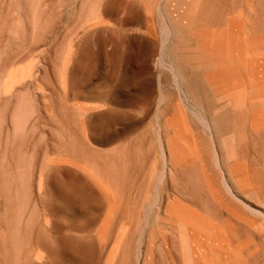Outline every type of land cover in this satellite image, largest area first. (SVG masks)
<instances>
[{
    "label": "rangeland",
    "instance_id": "1",
    "mask_svg": "<svg viewBox=\"0 0 264 264\" xmlns=\"http://www.w3.org/2000/svg\"><path fill=\"white\" fill-rule=\"evenodd\" d=\"M231 263L264 264V0H0V264Z\"/></svg>",
    "mask_w": 264,
    "mask_h": 264
},
{
    "label": "bare ground",
    "instance_id": "2",
    "mask_svg": "<svg viewBox=\"0 0 264 264\" xmlns=\"http://www.w3.org/2000/svg\"><path fill=\"white\" fill-rule=\"evenodd\" d=\"M228 37H229V36H228ZM196 39H197V38H196ZM226 39H227V38H226ZM229 42H230V41H229ZM226 43H227V42H226ZM202 44H203V43H202ZM227 44H228V43H227ZM202 46H203V45H202ZM202 46L200 45V47H202ZM200 47H199V50H200V52H201V50H202L203 48L200 49ZM203 47H206V46H203ZM206 48H207V47H206ZM233 48H234V47H233ZM204 49H205V48H204ZM204 49H203V50H204ZM210 49L213 50V52L215 51V53L217 52L216 54H218L220 57H221V56H222V57H223V56H226L225 54L230 53L229 49L227 50V46H226L224 43L220 46V49H218V50H215L214 48H210ZM211 50H210V51H211ZM197 51H198V50H197ZM206 52H208V51L206 50ZM203 53H204V52H203ZM215 53H214V54H215ZM197 54H199V56L201 55V53H199V51H198ZM209 54H210V53H209ZM211 54H212V53H211ZM216 54H215V55H216ZM189 55H190V54H189ZM189 55L187 54V56H189ZM192 55H195V54H192ZM212 55H213V54H212ZM215 55H213L212 57H214ZM195 56H197V55H195ZM204 56H206V55L204 54ZM216 56H217V55H216ZM216 56H215V57H216ZM227 56H228V54H227ZM227 56H226V57H227ZM189 57H190V56H189ZM189 57H187V58H189ZM191 57H192V56H191ZM201 57H203V56L201 55ZM201 57H200V59H201ZM206 57H208V56H206ZM210 57H211V55H210ZM228 57H229V56H228ZM231 57H232V56H231ZM204 58H205V57H204ZM189 59H191V58H189ZM192 59H194V58L192 57ZM192 59H191V60H192ZM202 59H203V58H202ZM202 59H201V60H202ZM215 59H216V58H215ZM217 59H218V57H217ZM223 59H224V58H223ZM223 59H222V60L219 59V60H221V61H225V60H223ZM227 59H228V58H227ZM197 60H198V59H197ZM205 60H208V61H209V58H206ZM205 60H203V61H205ZM210 60H211V59H210ZM212 60H214V58H213ZM219 60H216V61H219ZM237 62H238V60H237ZM204 63H205V62H204ZM208 64H209V63H208ZM227 65H228V64H227ZM234 65H235V64H234ZM230 66H231V64H230ZM220 67H221V66H220ZM227 67H229V66H227ZM231 67H232V66H231ZM233 67H234V66H233ZM234 68H235V67H234ZM221 69H222V68H221ZM225 69H226V68H225V66H224V70H225ZM228 69H230V67H229ZM228 69H227V70H228ZM235 69H236V70H233V69H232V70H233V71H239V70H238L239 68H235ZM227 70H226V71H227ZM244 71H245V70H244ZM214 72H215V71H214ZM216 72H217V73H218V72L221 73V72H225V71H222V70H218V71H217V70H216ZM227 72H228V71H227ZM227 72L223 75V77H222V74H220L221 77L219 76V79L223 78V79H224V82H225V83H224V82L222 81L221 83H224V84H226V83L235 84L236 82H238V81L241 79L240 76H241L242 74H241V75L239 74L240 71L237 72V73L239 74V75H238L239 78H238V77L236 78V75L234 76V74L232 73V71H231V72L229 71L228 73H227ZM212 73H213V72H212ZM212 73H211V74H212ZM217 73H216V74H217ZM213 74H214V73H213ZM213 74H212V75H213ZM216 74H215V75H216ZM216 76H217V75H216ZM159 77H160V76H159ZM177 77H178V76H177ZM214 77H215V76H214ZM242 77H243V76H242ZM177 79H178V78H177ZM236 79H239V80L235 81ZM209 80H210V78H209ZM159 81H160V80H159ZM215 81H216V80H215ZM244 81H245V79H244ZM244 81L241 80V82H244ZM239 82H240V81H239ZM239 82H238V83H239ZM241 82H240V84H241ZM215 83H217V82H215ZM246 83L248 84V82H246ZM212 84H214V83H212ZM218 84H219V83H218ZM230 84H229V85H230ZM243 84H245V83H243ZM215 85H216V84H215ZM216 86L218 87V85H216ZM231 86H232V85H231ZM238 86H240V85H238ZM241 86H242V85H241ZM250 86H251V85H250ZM217 87H216V89H217ZM225 87H226V86H225ZM228 87H229V86H228ZM228 87H227V88H228ZM252 87H253V86H252ZM213 88L215 89L214 86H213ZM223 88H224V86H223ZM231 88H232V87H231ZM234 88H235V87H234ZM216 89H215V90H216ZM225 89H226V88H225ZM235 89H236V88H235ZM247 89H249V88H247ZM218 90H219V89H218ZM220 90H221V89H220ZM223 90H224V89H223ZM223 90H222V93H223ZM225 91H226V90H225ZM227 91H228V90H227ZM231 91H232V90H231ZM231 91H230V92H231ZM161 92H162V90H161ZM220 92H221V91H220ZM249 92H250V90H249ZM256 92H257V91H256ZM256 92H255V93H256ZM218 93H219V92H218ZM222 93H220V94H222ZM251 93H252V92H251ZM161 94H162V93H161ZM247 95H248V94H247ZM161 96H162V95H160V97H161ZM249 96H250V95H249ZM226 97H227V96H226ZM228 98H229V97H228ZM230 99H232V98H230ZM231 103L233 104V102H231ZM186 106H187V105H186ZM217 108H218V107H217ZM184 110H186V109H184ZM184 112H185V111H184ZM184 112H183V113H184ZM186 113H188V112H186ZM185 117H186V119H188V115H187V116L185 115ZM185 117H184V118H185ZM174 121H175V120H173V122H174ZM181 121H182V119H181ZM202 121H203V120H202ZM186 122H187V120H186ZM203 122L205 123V120H204ZM171 123H172V120H171ZM181 123H183V122H180V124H181ZM173 124H174V123H173ZM173 124H172V125H173ZM187 124L189 125V122H188ZM206 124H207V123H206ZM174 125H176V124H174ZM174 125H173V127H174ZM182 125H183V124H182ZM204 125H205V124H204ZM183 126H184V125H183ZM189 127H190V126H189ZM176 128H179V127L176 126ZM184 128H185V127H184ZM186 128H188V127H186ZM179 129H180V128H179ZM179 129H178V130H179ZM187 130H189V129H187ZM194 130H195V129H194ZM184 131H185V130H184ZM180 132H181V131H180ZM189 132H190V130H189ZM189 132H187V133H189ZM193 134H194V133H193ZM188 136H189V134H188ZM185 138H186V137H185ZM163 146H164V145H163ZM167 146H168V145H167ZM178 147H179V146H178ZM172 148H173V147H172ZM179 148H180V147H179ZM178 150H181V149H178ZM184 150H185V149H184ZM182 151H183V150H182ZM185 151H186V150H185ZM177 152H178V151H177ZM166 153H167V152H166ZM186 153H187V151H186ZM215 153H217V152H215ZM172 154H174V153H172ZM216 155H218V154H216ZM219 155H220V154H219ZM165 157H166V156H165ZM218 159H220L219 156H218ZM166 162H167V161H166ZM167 163H168V162H167ZM219 163H220V162H219ZM166 167H167V166H166ZM174 167H175V166H174ZM175 168H176V167H175ZM234 168H235V167H234ZM238 169H239V168H237V170H238ZM166 170H167V169H166ZM224 182H225V181H224ZM228 192H229V191H228ZM187 214H188V213H187L186 211H184V210L181 211V215H187ZM212 226H213V225H212ZM198 243H199V242H198ZM218 244H219V246H218L217 248L220 249L219 247H220V245H222V244H220V243H218ZM209 250H211V248H210ZM212 250H213V249H212ZM221 250H222V247H221ZM221 250H218V251H221ZM223 251L226 252V250H223ZM204 252H205V251H204ZM201 253H202V252H201ZM211 253H212V252H211ZM226 255H227V253H226ZM212 256H213V255H212ZM227 259H228V258H227ZM227 261H228V260H227ZM231 264H232V263H231ZM233 264H234V263H233ZM237 264H238V263H237Z\"/></svg>",
    "mask_w": 264,
    "mask_h": 264
}]
</instances>
